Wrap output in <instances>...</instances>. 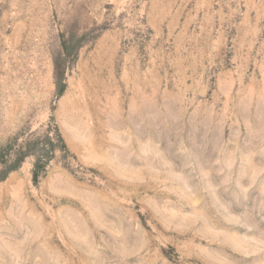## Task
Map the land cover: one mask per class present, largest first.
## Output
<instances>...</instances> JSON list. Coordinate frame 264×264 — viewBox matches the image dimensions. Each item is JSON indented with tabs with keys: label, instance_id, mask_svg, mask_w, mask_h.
Listing matches in <instances>:
<instances>
[{
	"label": "rangeland",
	"instance_id": "1",
	"mask_svg": "<svg viewBox=\"0 0 264 264\" xmlns=\"http://www.w3.org/2000/svg\"><path fill=\"white\" fill-rule=\"evenodd\" d=\"M0 264H264V0H0Z\"/></svg>",
	"mask_w": 264,
	"mask_h": 264
}]
</instances>
